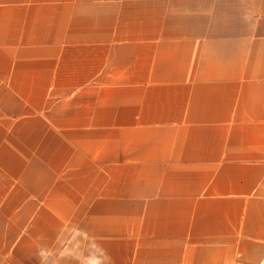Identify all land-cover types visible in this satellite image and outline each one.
Returning a JSON list of instances; mask_svg holds the SVG:
<instances>
[{
  "label": "crops",
  "instance_id": "1",
  "mask_svg": "<svg viewBox=\"0 0 264 264\" xmlns=\"http://www.w3.org/2000/svg\"><path fill=\"white\" fill-rule=\"evenodd\" d=\"M0 264H264V0H0Z\"/></svg>",
  "mask_w": 264,
  "mask_h": 264
}]
</instances>
